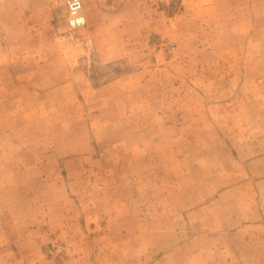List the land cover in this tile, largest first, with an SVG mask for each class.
Returning <instances> with one entry per match:
<instances>
[{
    "label": "rangeland",
    "instance_id": "rangeland-1",
    "mask_svg": "<svg viewBox=\"0 0 264 264\" xmlns=\"http://www.w3.org/2000/svg\"><path fill=\"white\" fill-rule=\"evenodd\" d=\"M65 1L0 0V264H264V0Z\"/></svg>",
    "mask_w": 264,
    "mask_h": 264
},
{
    "label": "built area",
    "instance_id": "built-area-1",
    "mask_svg": "<svg viewBox=\"0 0 264 264\" xmlns=\"http://www.w3.org/2000/svg\"><path fill=\"white\" fill-rule=\"evenodd\" d=\"M66 7L69 14L68 25L72 30L83 28L87 24V18L84 15L83 0H66ZM60 253L65 252V247H58Z\"/></svg>",
    "mask_w": 264,
    "mask_h": 264
}]
</instances>
